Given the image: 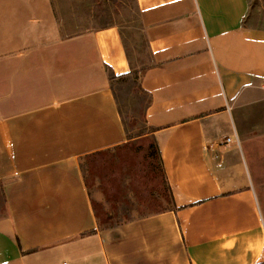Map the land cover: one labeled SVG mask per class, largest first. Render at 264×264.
Returning a JSON list of instances; mask_svg holds the SVG:
<instances>
[{"label":"crops","instance_id":"1","mask_svg":"<svg viewBox=\"0 0 264 264\" xmlns=\"http://www.w3.org/2000/svg\"><path fill=\"white\" fill-rule=\"evenodd\" d=\"M15 1L0 40V264H264L241 136L264 99L250 1L134 0L133 19L100 27ZM123 78L148 96L171 206L104 227L84 163L134 140Z\"/></svg>","mask_w":264,"mask_h":264},{"label":"rangeland","instance_id":"2","mask_svg":"<svg viewBox=\"0 0 264 264\" xmlns=\"http://www.w3.org/2000/svg\"><path fill=\"white\" fill-rule=\"evenodd\" d=\"M249 1L248 25L264 27V0ZM52 2L61 16L71 14L69 17L65 16V20L70 18L72 23H86L87 26L125 24L135 15L134 0ZM15 6V0H0V40L4 36L5 14L9 8L14 9ZM77 11H80L82 21H74L79 19L74 18ZM1 52L3 50L0 49ZM115 89L127 135L134 140L121 148L93 156L84 163L97 216L104 227L171 206L169 189L163 178L155 139L151 134L152 129L146 124L144 109L148 96L139 90L134 78L117 80ZM258 105L256 112L248 114V122L241 130V136L246 140L244 147L250 159L253 186L264 211V99ZM5 214L6 206L0 189V217Z\"/></svg>","mask_w":264,"mask_h":264},{"label":"trees","instance_id":"3","mask_svg":"<svg viewBox=\"0 0 264 264\" xmlns=\"http://www.w3.org/2000/svg\"><path fill=\"white\" fill-rule=\"evenodd\" d=\"M111 24H113V23H111ZM106 25H108V24H106ZM87 27H89V26H87ZM93 27H95V26H93ZM139 90L144 93V91L142 89L139 88Z\"/></svg>","mask_w":264,"mask_h":264}]
</instances>
